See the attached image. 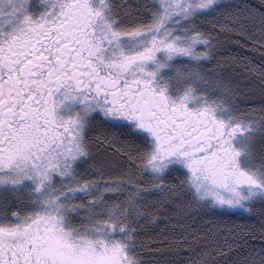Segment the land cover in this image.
<instances>
[{
    "label": "snow or ice",
    "instance_id": "obj_1",
    "mask_svg": "<svg viewBox=\"0 0 264 264\" xmlns=\"http://www.w3.org/2000/svg\"><path fill=\"white\" fill-rule=\"evenodd\" d=\"M222 37L264 0H0V264H264V63L240 108Z\"/></svg>",
    "mask_w": 264,
    "mask_h": 264
},
{
    "label": "trees",
    "instance_id": "obj_2",
    "mask_svg": "<svg viewBox=\"0 0 264 264\" xmlns=\"http://www.w3.org/2000/svg\"><path fill=\"white\" fill-rule=\"evenodd\" d=\"M252 2H256V0H252ZM128 3L135 7L136 0H128ZM262 63H264V47L257 46V49L253 50L251 44H249L241 48L234 40H228L222 37L217 60L209 64L208 67L216 68L217 65H219L224 69V76L231 79L233 86L238 88L241 93L247 95L249 103H242L240 108L244 109L251 106L258 108L261 104L260 79L258 73L252 69L259 68ZM245 65L248 66L247 69ZM234 219L237 223L242 222L239 218ZM243 222L253 226L252 230L256 232L257 238L251 240L250 243L259 246L261 243L259 239V221L253 217ZM157 239H162V237H157L155 233H152L150 234V238H144V243L145 245L152 244L154 249L157 246L154 241ZM240 243H242V241ZM240 251L241 249L237 248L234 244L233 251L230 252L227 257L221 258L222 264H227L228 261L236 260L237 254ZM141 255L149 264L161 257L160 253L150 251L147 247L141 250Z\"/></svg>",
    "mask_w": 264,
    "mask_h": 264
}]
</instances>
